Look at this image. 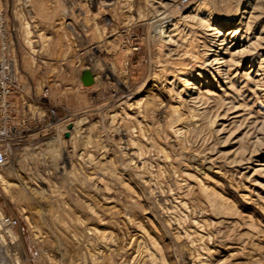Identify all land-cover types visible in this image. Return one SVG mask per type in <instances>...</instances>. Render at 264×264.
Here are the masks:
<instances>
[{
	"label": "rangeland",
	"instance_id": "obj_1",
	"mask_svg": "<svg viewBox=\"0 0 264 264\" xmlns=\"http://www.w3.org/2000/svg\"><path fill=\"white\" fill-rule=\"evenodd\" d=\"M0 4V264H264V0Z\"/></svg>",
	"mask_w": 264,
	"mask_h": 264
},
{
	"label": "built area",
	"instance_id": "obj_2",
	"mask_svg": "<svg viewBox=\"0 0 264 264\" xmlns=\"http://www.w3.org/2000/svg\"><path fill=\"white\" fill-rule=\"evenodd\" d=\"M0 37L2 38V45L3 49L6 51L9 46V40H8V28H7V20L6 15L4 12V9L2 5L0 4ZM9 61H7L4 58V61L2 63L8 64ZM8 68H4L2 72L0 73V96H7L11 93V76L9 75ZM7 118L4 120V128L0 132V134L5 138H10V129L8 128L7 124ZM7 163V151L5 149L0 148V166H3ZM7 223L9 225H17V220L9 219L7 220Z\"/></svg>",
	"mask_w": 264,
	"mask_h": 264
},
{
	"label": "water",
	"instance_id": "obj_3",
	"mask_svg": "<svg viewBox=\"0 0 264 264\" xmlns=\"http://www.w3.org/2000/svg\"><path fill=\"white\" fill-rule=\"evenodd\" d=\"M81 80H82V83L84 84V86H86V87H91L95 83V77L90 70H85L83 72ZM73 128H74V125L69 124L68 131L66 133L67 138L70 137V132L72 131Z\"/></svg>",
	"mask_w": 264,
	"mask_h": 264
},
{
	"label": "bare ground",
	"instance_id": "obj_4",
	"mask_svg": "<svg viewBox=\"0 0 264 264\" xmlns=\"http://www.w3.org/2000/svg\"><path fill=\"white\" fill-rule=\"evenodd\" d=\"M245 13H247V12H244V13H240L241 15H243V14H245ZM169 26H171V25H169ZM227 26V25H226ZM229 26H230V24H229ZM229 26H227V27H229ZM229 30H225V31H222L223 32V34H222V37L221 38H223L224 40L226 39L227 40V35L230 33V32H228ZM221 32V33H222ZM208 60H210L209 58H208ZM211 63V62H210ZM76 130H77V125L75 126V128H73L72 129V131H71V133H74V132H76ZM4 240V239H3ZM14 240V239H13Z\"/></svg>",
	"mask_w": 264,
	"mask_h": 264
}]
</instances>
